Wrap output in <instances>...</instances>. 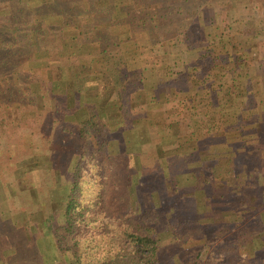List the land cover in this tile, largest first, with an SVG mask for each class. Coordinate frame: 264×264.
I'll return each instance as SVG.
<instances>
[{"label":"trees","instance_id":"trees-1","mask_svg":"<svg viewBox=\"0 0 264 264\" xmlns=\"http://www.w3.org/2000/svg\"><path fill=\"white\" fill-rule=\"evenodd\" d=\"M3 1L15 11L0 15V172L21 213L25 247L39 237L60 257L47 261L42 254L35 264H264V230L241 224L256 210L264 229V54L248 53L259 45L258 32L238 42L209 15L187 9L191 0ZM94 63L103 69L99 74L91 73ZM94 78V100L78 116L70 95L50 87L33 115L25 114L42 82L61 80L79 96ZM172 90L175 111H154ZM52 111L64 117H47ZM168 135L195 140L202 161L215 157V146L228 147L233 162L245 161L249 183L243 189L238 184L233 198L229 184L213 186L217 199L200 201L198 211L193 203L184 211V198L137 200L132 178L150 166L143 148L152 144L154 163L165 167L161 152ZM117 139L120 147L111 153ZM134 141L140 150L129 159ZM244 143L251 148L250 166L234 151ZM27 155L49 162L38 168L42 174L36 171L44 181L51 167L63 172L56 195L50 182L47 197H40L30 170L19 177L9 172ZM212 204L216 211L206 217ZM231 212L238 217L229 219ZM14 236L0 233V264Z\"/></svg>","mask_w":264,"mask_h":264},{"label":"rangeland","instance_id":"rangeland-1","mask_svg":"<svg viewBox=\"0 0 264 264\" xmlns=\"http://www.w3.org/2000/svg\"><path fill=\"white\" fill-rule=\"evenodd\" d=\"M257 4L261 8V10H259V12L256 9ZM186 7L190 11L193 10V11L201 12L202 16L206 15V14L209 15L210 16L209 21L210 20L213 21V25L219 23L220 28L223 29V32H230L231 34H233L235 36V39L238 42L242 43L244 35L249 37L250 35L253 34L251 31H257L258 33L256 34V36H254V38L257 39V41H259V45L256 49H255V47H250V49L248 50V53L252 56L255 55L256 57H261L262 54H264V0H208V1L207 0H191V2L186 5ZM20 8L21 7H16L15 9L18 10ZM12 10L13 9H11L9 11L8 6H7L5 1L0 2V15L1 16L7 15L9 12L15 11V10L14 11H12ZM201 19H203V18H201ZM224 22H229V23H224ZM256 27H257V29H255ZM183 43L184 42L181 39L178 41V44L180 46H183ZM173 55H175V54H173ZM170 57H172V56H170ZM60 68H62V69L64 68V71H65L64 74L67 75L68 70H69L68 65L62 63ZM40 69L42 70L43 68H40ZM46 69H48V68H46ZM102 70L103 69L99 63H94L93 66L91 67V73H93V74H99V72ZM95 81H97L96 78L89 80V81H86L87 88H85L79 96L77 93H74L75 97H76L77 104H75V105L73 104L72 109H75V112H74L75 116H78L79 111H81L85 107V103L89 104L94 100L92 95L96 91V89L93 87V83ZM60 82H61V80H59L57 82V85L53 84L52 86L51 85L47 86L43 82L41 83V86L39 84L38 91L35 92V94L34 93L31 94V96L29 97V101L27 104V110H26L25 114L28 115V117H31L33 115L32 113L38 107L41 106L42 99H41L40 94L42 92H43V94L47 93L50 88H51L50 90L52 92L63 93L64 95L65 94L67 95V93H68V96H69L70 92H68L66 89H64V88H66V86H64L63 84H60ZM133 85H134V83L130 84V87ZM175 85L176 84H174V86H172V88L176 87ZM179 85L183 86V84L181 82H179ZM132 89L133 88H130L129 95L132 92ZM47 117L54 118L55 120H60L64 116L62 115V113L60 111H56V112L52 111V112H49L47 114ZM72 123H73V127H72L73 133L72 134L74 135V133H75L74 125H75L76 121H73ZM24 128L27 129L26 126ZM44 130L47 131L46 133L50 134L49 136H51V131H50L51 129L47 125L44 128ZM137 143H138L137 141H134V144H137ZM116 144H120L118 139H117ZM240 146L243 149H245L243 151H246V149H248L247 146H245V143L243 145H240ZM199 147H202V146H199ZM216 147L217 146H215V148ZM143 149L144 150H150L154 153V149H153L152 144L144 146ZM206 151L208 153V152H210V149L207 148ZM211 151H213V150H211ZM197 152H199V148H198ZM217 152H216V150L213 151L215 157L213 159H211L212 162L215 158L221 157L222 154L221 153H220V155H219V153L216 154ZM144 153H146V152H144ZM161 153L163 155V151ZM225 154L231 155V152L228 151V152H225ZM152 155H154V154H152ZM32 156L33 155H29V156L27 155L25 157V159H23L22 161H20L18 163L16 162L17 164L12 166V168L9 170V172L12 175H14V177H17V176L19 177L21 175H24L25 170H30L31 180H29V181H32L33 184L37 187L40 197H43V198L47 197L48 192H50V190L47 188V185L50 182L54 183L56 186L54 191H53V194L56 195L59 192V181L61 178L60 176L61 175L63 176V172L56 166H54L53 168L51 167L49 169V174H48L50 176V178L47 179L46 181H44L42 175L41 176L38 175V173L36 171L38 168H40V166H41V168L42 167L46 168V167H49L50 164L47 160H45L43 158H40V157L37 158L38 157L37 155H35L34 158H32ZM164 156L165 155H163V158L165 159ZM198 156H199L198 160L201 161L202 159H201L200 153H198ZM36 158L38 161L34 162L33 160H35ZM240 158H242V156H240ZM247 158L248 157H246L245 159H247ZM129 159H131L130 154H129ZM154 161H153L152 166H149L146 169H142L141 173L139 174V176L144 175V177H146L145 180L142 179V181H138L139 176L136 177L135 189H136V193H137V200L139 199V200L145 202L146 204H148L151 200H155L156 198H158V201L159 200L164 201V199L167 197H173V198H179V199L184 198V202H185L184 204H185V208H186L184 211L191 209L193 206L192 202L191 203L186 202L185 194L184 193L180 194L178 191H174V189H177L178 182L175 183V186L171 185V182H173V181H179V182L184 181V179L187 180L188 177H185V176H177L176 177L175 176L173 178H168V177L164 178L162 171L160 172V170H159V169H162V167L160 166L158 168L157 164L154 163ZM206 161L209 162L208 159H206ZM238 163H240V162H238ZM130 164L135 165L132 163H130ZM162 165H163V163H162ZM163 167H164V165H163ZM208 167H210V166H207V168ZM193 168L194 169L191 168V170L195 171V174H193L191 176H194L197 174L196 180H198V181L203 179L204 176L207 177V176L213 175V168L212 169H205V170L197 169L196 167H193ZM40 169H38L39 173H41ZM191 170L189 173H191ZM224 170H225V168H224ZM232 171H233V169H232ZM231 174H232V172H230L228 174L224 173V176L227 179V177L228 178L232 177ZM156 176H157V178H156ZM0 181H4L3 184L0 185V207L2 208L3 213H4V216L0 219V233L12 232L15 234L13 246L6 248V250L4 252L5 264H13V263H11V259L18 260V264H19V262H20V264H23L24 256L27 257V260L30 264H35V260L38 261L39 259H41L40 256H42V254H43L44 258L47 259V261H48V258L50 261V258H52V257H55L57 259L60 258L58 252H56L55 249H51V248L47 247V245L44 243V241L42 239H40L39 237L31 240L29 245H27L25 247V244H26V242H28V240H27V238L24 240V232L26 230L23 229L22 216H20L21 213L17 214V212L14 209L13 202L10 199L9 193H7L8 192L7 190H9V187H11V186L9 185V183L7 182L8 180H6L4 178V176L1 172H0ZM235 182L238 183V181H235ZM198 183L201 185V187L202 186H208V181H205V182L199 181ZM171 186L173 188H171ZM4 189H5V191H4ZM207 191H208V189H207ZM3 193H5V194H3ZM204 193H206V192L204 191ZM195 195H197V194H195ZM200 201L201 200L196 201L197 202V205H196L197 211L199 210L198 206L200 205V203H203ZM216 206H217V204H212L209 208H206L207 211L204 210L203 214L206 215V217H211L213 215V212L216 211V209H215ZM189 207H191V208H189ZM233 212L229 213V215H228L229 219H232V217L234 218L237 216L236 214L233 216V214H232ZM32 215L33 214H29V217L33 218ZM257 215H258V212H256V210L252 211L249 215L246 216V220H243V222L241 224L243 225V224H249L250 223V224H252V226L256 225L257 228L261 226V228H259L257 231L264 230L262 228V225H261L263 223H260L258 221L259 219H258ZM27 217H28V215H27ZM221 218H223V217H220L219 220H221ZM32 221H34V220H32ZM232 230H234V229H232ZM217 240H214L213 242H217ZM211 245H213V244H211ZM211 245H209V247H211ZM27 252H29V253L26 254ZM25 260H26V258H25Z\"/></svg>","mask_w":264,"mask_h":264},{"label":"crops","instance_id":"crops-1","mask_svg":"<svg viewBox=\"0 0 264 264\" xmlns=\"http://www.w3.org/2000/svg\"><path fill=\"white\" fill-rule=\"evenodd\" d=\"M61 74L63 77H68L69 76V72L66 74H64V71L61 70ZM149 84H147L145 87H148ZM184 86V85H183ZM182 88H186V87H182ZM72 98V104H77L76 102V97L75 94L70 92V99ZM176 98V94L174 93V90L171 91L170 96L168 97V99H165L167 102L161 101L160 104H158L156 107L154 106V111L157 109L160 112L161 110H165L164 113H168V112H172L175 111V107H173L172 103H173V99ZM148 99V96H147ZM158 115V114H157ZM160 116V115H158ZM134 125V124H133ZM164 145H163V155H165V168L162 167V172H163V177H168V178H173V177H177V176H185L188 177L187 180L184 181H173L171 182L172 186H175V183L178 182V186L177 189H174V191H178L180 194L184 193L186 196V202H192L193 204L195 203L196 199L197 200H216L218 197V194L216 192V190H213V186L217 187L219 184H229L232 187L231 192H229V195L231 198H233L234 195H236V193L234 192V188L236 186H242L241 189H243V186L245 185L246 182L249 183L250 178H249V173L246 172L244 173L243 168L246 165L245 161H243L242 163H238V161L233 162L232 158L229 157L228 154H225L224 152L230 151V149L228 147H216L215 150L219 151L221 153H224V155H221V157H217L209 162H207L206 160H198L199 156H198V147L197 144L195 143V140L188 138V135H168V136H164ZM215 137H218L217 135ZM128 154H131L132 152L135 151H139V145L138 144H132V145H128ZM120 144H116V142H112V144L109 146V151L111 153H116V151L119 149ZM245 149H243L241 146H237L236 148L234 147V151L237 153L238 156H242V158H247V164L249 165V156L251 154V148L246 149V151H243ZM144 152H146V154L150 157V160L147 161V163L152 166L153 165V161H154V154L152 151L150 150H144ZM122 154V153H121ZM123 156V155H122ZM194 157V158H193ZM134 160V158H133ZM133 160L131 161V163L133 164ZM151 161V162H150ZM196 162V163H195ZM202 162V163H201ZM235 163V164H234ZM201 164V165H200ZM207 164V165H206ZM214 165V166H213ZM192 166V167H191ZM207 166H211L207 168ZM250 166V165H249ZM193 167H196L197 169H212L213 168V175L212 176H204L203 179L199 180V181H208V186H202L198 183L199 181L196 180L197 179V174L194 176H191L192 174L189 173L191 168L194 169ZM224 168L229 169V173L232 172V177H229V179L225 178L224 176ZM233 171H232V169ZM249 169V167H248ZM238 172L239 174V181L238 183H236L234 181L235 179V175ZM139 175V174H138ZM136 176L137 174H134V177L132 178V180H136ZM170 180V179H169ZM172 180V179H171ZM171 186V188H173ZM133 187V184H132ZM208 189V191H207ZM240 190V189H239ZM204 191L206 193H204ZM197 194V195H195ZM227 196V195H226ZM224 196V197H226ZM197 197V198H196ZM244 199L242 198H235V200H242ZM233 201V200H232ZM194 206H196L194 204ZM200 207V205H199ZM191 208V207H189Z\"/></svg>","mask_w":264,"mask_h":264}]
</instances>
